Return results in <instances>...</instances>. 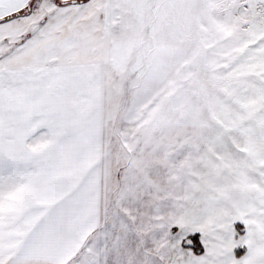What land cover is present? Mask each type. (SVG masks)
<instances>
[{"label":"snow or ice","instance_id":"snow-or-ice-1","mask_svg":"<svg viewBox=\"0 0 264 264\" xmlns=\"http://www.w3.org/2000/svg\"><path fill=\"white\" fill-rule=\"evenodd\" d=\"M0 264H264V0H0Z\"/></svg>","mask_w":264,"mask_h":264}]
</instances>
